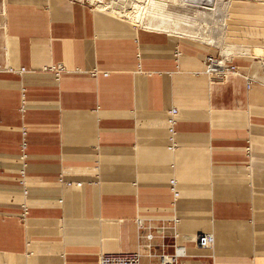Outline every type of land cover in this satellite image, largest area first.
<instances>
[{
	"label": "crops",
	"instance_id": "crops-1",
	"mask_svg": "<svg viewBox=\"0 0 264 264\" xmlns=\"http://www.w3.org/2000/svg\"><path fill=\"white\" fill-rule=\"evenodd\" d=\"M228 3L238 72L214 82L205 58L222 54L187 36L0 0V264H160L177 245L181 264H264V0Z\"/></svg>",
	"mask_w": 264,
	"mask_h": 264
},
{
	"label": "bare ground",
	"instance_id": "bare-ground-1",
	"mask_svg": "<svg viewBox=\"0 0 264 264\" xmlns=\"http://www.w3.org/2000/svg\"><path fill=\"white\" fill-rule=\"evenodd\" d=\"M101 1L99 7L112 10H121L136 21L147 19L150 29L155 31L167 32L179 37L198 38L202 41L215 43L222 50L232 53V46L226 43L227 18L229 3L225 0H179L176 2L163 0H148L146 3L133 2L130 7L129 2L121 0H98ZM124 1V2H123ZM144 1V0H143ZM173 5L189 7L197 13L194 16H188L183 13L173 12L168 8ZM125 6L127 8H125ZM188 9V8H187ZM203 9H206L205 11ZM200 11V12H198ZM208 24L201 26V20ZM221 18V19H220ZM225 52V51H224ZM223 52V53H224ZM225 54H227L225 52ZM264 57V51L261 50ZM231 59L232 57H226Z\"/></svg>",
	"mask_w": 264,
	"mask_h": 264
},
{
	"label": "built area",
	"instance_id": "built-area-1",
	"mask_svg": "<svg viewBox=\"0 0 264 264\" xmlns=\"http://www.w3.org/2000/svg\"><path fill=\"white\" fill-rule=\"evenodd\" d=\"M81 1V0H80ZM261 67L264 69V57L259 56L258 59ZM55 74L56 78L65 71V68L60 65L57 67L50 68ZM205 72L209 78L214 82L226 81L230 76L238 72V67L233 64L231 59H225L223 56L208 55L205 58ZM104 74H107L105 72ZM176 114L175 108L171 109L170 116L168 118L169 131L171 133L172 144L170 148H174V136L176 134ZM81 185V183H78ZM171 190L177 199L179 193L176 189V180L171 181ZM175 219L174 222H178ZM149 240L152 239L151 235L147 236ZM193 243L199 249L211 248L215 243V237L210 233H199L192 238ZM150 244H144L145 249L150 248ZM142 253L141 252H117V253H103L99 257V264H142ZM187 257V249L185 246L177 245L173 253H161L159 254L160 264H181L179 260Z\"/></svg>",
	"mask_w": 264,
	"mask_h": 264
},
{
	"label": "rangeland",
	"instance_id": "rangeland-1",
	"mask_svg": "<svg viewBox=\"0 0 264 264\" xmlns=\"http://www.w3.org/2000/svg\"><path fill=\"white\" fill-rule=\"evenodd\" d=\"M81 1H83V2H87V3H89V4H91V5H93L94 7H97V8H101V9H103V10H107V11H109V12H112V13H115V14H118V15H120V16H123V17H126V18H129L130 20H133V21H135V22H138V24L140 25V26H142V27H146V28H148V29H150V25H149V23H148V21H147V19H145V20H143V21H136L135 19H133L132 17H130L128 14H126L125 12H122L121 10H112V9H106V8H103V7H99L98 5H100L101 4V1H98V0H81ZM108 1V0H107ZM114 1H117V0H114ZM119 2H121V0H118ZM117 1V2H118ZM158 1H160V0H158ZM163 1H170V2H176V1H179V0H163ZM225 1H231V0H225ZM124 2V1H123ZM126 2H129V5L128 6H132L133 5V2L135 3V2H139V3H146V2H148V0H126ZM127 6V7H128ZM126 6H125V8H127ZM188 8V9H187ZM169 10H171V11H173V12H179V13H183V14H185V15H188V16H196L197 15V13L195 12V11H193L191 8H189L188 6L187 7H183V6H179V5H173V7H170V8H168ZM204 11L206 10V9H203ZM198 12H200V11H198ZM200 19V18H199ZM221 19V18H220ZM201 20V19H200ZM200 25L201 26H207L208 27V24L206 23V22H204V21H202L201 20V22H200ZM188 38V37H187ZM189 39V38H188ZM190 39H193V40H195V41H199V42H195V41H192V42H195V43H197V44H199V45H201V46H204V47H206L207 49H209V50H212V51H214V53H221L222 54V56L223 55H225L226 57H232L231 55H228V53L229 52H227L225 49L224 50H222V48L221 47H219L218 45H216L215 43H211V42H209V41H202V40H199L198 38H190ZM200 42H204V43H207V44H202V43H200ZM228 42V41H227ZM229 43V42H228ZM208 44H210V45H208ZM227 53V54H225V52ZM257 52H258V49L256 50ZM224 52V53H223ZM252 53H254V51L252 52ZM258 53H260L259 55L260 56H262V54H261V50L258 52ZM263 57V56H262Z\"/></svg>",
	"mask_w": 264,
	"mask_h": 264
}]
</instances>
